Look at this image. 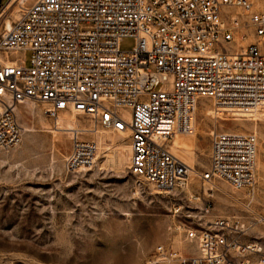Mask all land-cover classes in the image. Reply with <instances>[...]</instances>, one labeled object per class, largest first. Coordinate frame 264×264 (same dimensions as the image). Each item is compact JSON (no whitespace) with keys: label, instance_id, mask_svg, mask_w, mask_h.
I'll use <instances>...</instances> for the list:
<instances>
[{"label":"built area","instance_id":"built-area-1","mask_svg":"<svg viewBox=\"0 0 264 264\" xmlns=\"http://www.w3.org/2000/svg\"><path fill=\"white\" fill-rule=\"evenodd\" d=\"M1 1L0 11L13 0ZM248 28L258 42L228 51L237 34L248 40ZM127 37L137 44L125 53L120 45ZM263 45L264 12L254 10L253 0H34L0 34V148L20 144L17 106L39 103L56 124L72 114L127 132L131 174L174 193L192 169L171 146L177 136L195 134L202 100L216 118L264 108ZM23 51L32 53L30 67L11 59ZM211 137V168L201 181L252 189L257 134L215 130ZM97 148L76 134L67 168L90 169ZM188 216L198 219L197 227L185 226L195 252L168 254L159 247L149 264H264V238L248 241L246 223L216 216L211 201Z\"/></svg>","mask_w":264,"mask_h":264},{"label":"rangeland","instance_id":"rangeland-1","mask_svg":"<svg viewBox=\"0 0 264 264\" xmlns=\"http://www.w3.org/2000/svg\"><path fill=\"white\" fill-rule=\"evenodd\" d=\"M24 1L14 2L2 16L0 34L6 19L15 21L14 14L21 15L22 8L34 2ZM253 3L254 10L264 12V0ZM230 13L247 22L240 11ZM246 33L248 40L240 41L237 34L235 42L226 46L228 51H242L258 42L251 29ZM136 44L135 37H127L120 49L128 53ZM11 59H21L30 67L32 53L23 51ZM45 109L34 102L18 106L20 144L10 151L0 148V264H149L159 247L168 254L178 250L191 255L195 249L187 241L185 226L197 227L198 219L188 215L207 201L222 217L246 223L248 241H263L264 108L254 115L216 118L212 104L202 100L195 130L199 134L176 137L190 147V153L175 152L174 143L171 146L174 155L193 169L185 187L174 193L159 192L131 174L128 137L120 140V133L85 116L65 114L56 124L45 116ZM69 125L77 130L80 141L98 147L96 164L90 169L72 172L67 168L75 141V135L66 130ZM92 130L98 133L87 132ZM215 130L257 134L252 189L236 190L221 180L201 181L211 168Z\"/></svg>","mask_w":264,"mask_h":264},{"label":"bare ground","instance_id":"bare-ground-1","mask_svg":"<svg viewBox=\"0 0 264 264\" xmlns=\"http://www.w3.org/2000/svg\"><path fill=\"white\" fill-rule=\"evenodd\" d=\"M19 0H13V2L12 3H10L4 10H2V11H0V19L2 18V16H4L10 9H11V7L13 6V3L14 2H18ZM26 1V0H25ZM17 13H19V11L17 12ZM17 13H15L14 14V19H15V21H17L19 18H20V15L19 14H17ZM14 20H12V19H6V21H5V32H7V31H9V30H11L12 29V27H13V24H14V22H15ZM13 62L12 61H8V62H6V65H10V64H12ZM256 114H257V112H256ZM57 131H62V130H64V129H61V128H57L56 129ZM67 131H69V134H73V135H76V134H78L76 131L77 130H75L71 125H69V127L66 129ZM87 132H95V133H98L97 132V130H92V131H87ZM214 132V131H213ZM200 133L201 134H203V135H205V132L204 131H200ZM56 134V133H55ZM197 134H199V132L197 133V131H195V134L194 135H197ZM180 136V135H179ZM128 137V133L127 132H122V133H120V140H125L126 138ZM194 142H195V140H193ZM173 143H174V146H173V149H174V151L175 152H177V151H179V150H183V151H185V152H187V153H190V151H191V149H190V147H188V146H186V145H184L183 143H181V141H180V139L179 138H175L174 139V141H173ZM121 149L122 148H124V147H122L123 146V144H119L118 145ZM127 148H129V152H130V157H131V145H129ZM119 161H120V163H122V161H123V156H122V154H119ZM191 168V167H190ZM192 169V168H191ZM192 173H193V169H192ZM210 190H212V188L210 189ZM190 244V243H189Z\"/></svg>","mask_w":264,"mask_h":264},{"label":"crops","instance_id":"crops-1","mask_svg":"<svg viewBox=\"0 0 264 264\" xmlns=\"http://www.w3.org/2000/svg\"><path fill=\"white\" fill-rule=\"evenodd\" d=\"M20 106V105H19ZM17 110H18V106H17V109H16V115H17ZM214 214L216 215V216H220V217H222V212H220V211H217V212H215L214 211Z\"/></svg>","mask_w":264,"mask_h":264}]
</instances>
